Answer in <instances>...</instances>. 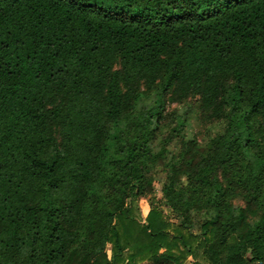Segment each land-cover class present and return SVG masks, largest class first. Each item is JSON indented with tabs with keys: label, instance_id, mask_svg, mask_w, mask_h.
Returning <instances> with one entry per match:
<instances>
[{
	"label": "trees",
	"instance_id": "trees-1",
	"mask_svg": "<svg viewBox=\"0 0 264 264\" xmlns=\"http://www.w3.org/2000/svg\"><path fill=\"white\" fill-rule=\"evenodd\" d=\"M261 161L264 0H0V264H264Z\"/></svg>",
	"mask_w": 264,
	"mask_h": 264
},
{
	"label": "rangeland",
	"instance_id": "rangeland-1",
	"mask_svg": "<svg viewBox=\"0 0 264 264\" xmlns=\"http://www.w3.org/2000/svg\"><path fill=\"white\" fill-rule=\"evenodd\" d=\"M187 106V105H186ZM185 105H174L170 108L177 109L181 112V114L186 113L187 119L190 121L189 127L187 128V137L195 139L198 142H202L205 138L206 133L204 132V127L200 123L199 119V111L195 106L186 107ZM164 181V170L159 169L157 181L155 182L152 191L149 193L148 197H144L137 202V205L140 210V215L145 219L148 216L150 209L156 207L159 208L160 211L164 213L166 219L175 223V225L179 224V221L172 215V213L165 209L162 205V184ZM231 204L234 207H243L247 209L246 204L243 202L242 198L234 197L231 199ZM248 219L250 222L256 220V215L253 213H248ZM193 223L195 225V231L197 233L200 232V226L205 220V217L201 213H196L192 217Z\"/></svg>",
	"mask_w": 264,
	"mask_h": 264
},
{
	"label": "snow or ice",
	"instance_id": "snow-or-ice-1",
	"mask_svg": "<svg viewBox=\"0 0 264 264\" xmlns=\"http://www.w3.org/2000/svg\"><path fill=\"white\" fill-rule=\"evenodd\" d=\"M260 163H261V166H264V161H261Z\"/></svg>",
	"mask_w": 264,
	"mask_h": 264
}]
</instances>
